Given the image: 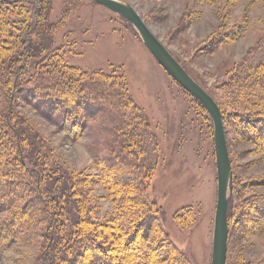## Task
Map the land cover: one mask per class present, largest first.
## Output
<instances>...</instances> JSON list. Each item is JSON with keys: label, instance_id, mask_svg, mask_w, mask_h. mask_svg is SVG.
Returning <instances> with one entry per match:
<instances>
[{"label": "rangeland", "instance_id": "1", "mask_svg": "<svg viewBox=\"0 0 264 264\" xmlns=\"http://www.w3.org/2000/svg\"><path fill=\"white\" fill-rule=\"evenodd\" d=\"M121 1L133 5L193 79L222 101L231 160L226 264H264V140L258 137V130L264 129V81L253 87L263 98H244L241 106L227 91L246 52L264 34V0ZM1 16L15 25L12 40L18 44L27 22L48 21L51 29L43 31L44 39L32 36L49 45L35 54L38 61L46 60L42 54L49 61L58 55L55 59L60 57L64 68L81 78L82 73L98 71L107 83L125 81L149 115L159 142L147 191L160 209L159 222L186 257L184 264H211L217 169L213 121L203 105L159 64L127 18L93 0H0ZM245 24L242 32L238 26ZM18 46L11 53L17 54ZM26 71L19 80L24 90L16 98V113L36 124L64 169L92 171L93 157L105 153L94 150L97 126L85 128L79 138L60 130L23 98L38 68ZM3 84L0 80V103L6 101ZM89 119L94 125L98 120ZM95 192L101 214L111 211L114 203L105 188L96 185ZM0 198L11 203L10 196ZM15 210V205L0 210V264H39L44 222L30 221L32 230L3 238L15 230L4 223Z\"/></svg>", "mask_w": 264, "mask_h": 264}, {"label": "trees", "instance_id": "2", "mask_svg": "<svg viewBox=\"0 0 264 264\" xmlns=\"http://www.w3.org/2000/svg\"><path fill=\"white\" fill-rule=\"evenodd\" d=\"M36 21V25L26 23L18 44L12 40L15 25L0 17V80L6 97L0 103V195L11 197L9 205L0 198V210L16 206L4 222L15 230L3 238L32 230L30 221L44 222L39 264H184L186 257L167 239L159 222L160 209L147 192L159 158L149 115L123 80L107 83L98 71L82 73L81 78L64 68L62 59H55L58 55L49 61L42 54L40 58L46 60L38 61L35 54L49 45L32 36L36 33L44 39L43 31L51 26L47 20ZM245 26L238 27L243 32ZM17 45L20 54L11 53ZM28 68L38 72L23 98L60 130L79 138L85 128L97 126L94 150L105 153L93 157L92 171L64 169L36 124L16 113V98L24 90L20 76ZM261 78L264 81V34L228 82L233 103L241 106V100L250 96L262 99L253 89ZM213 98L221 107L222 101ZM93 116L98 119L95 125L89 121ZM258 137L264 140V129L258 130ZM96 185L103 186L114 203L105 214H101Z\"/></svg>", "mask_w": 264, "mask_h": 264}, {"label": "water", "instance_id": "3", "mask_svg": "<svg viewBox=\"0 0 264 264\" xmlns=\"http://www.w3.org/2000/svg\"><path fill=\"white\" fill-rule=\"evenodd\" d=\"M127 18L139 33L144 45L168 74L208 111L213 121L214 151L217 169V199L215 207L211 264H226L228 242V190L231 186V160L227 145L223 113L213 98L185 70L168 48L153 33L137 10L121 0H93Z\"/></svg>", "mask_w": 264, "mask_h": 264}]
</instances>
